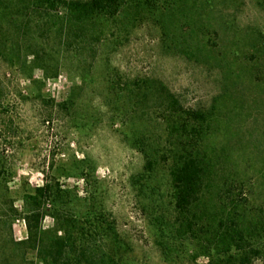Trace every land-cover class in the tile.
<instances>
[{
  "label": "trees",
  "instance_id": "trees-1",
  "mask_svg": "<svg viewBox=\"0 0 264 264\" xmlns=\"http://www.w3.org/2000/svg\"><path fill=\"white\" fill-rule=\"evenodd\" d=\"M229 1L0 0V26L17 24L22 59L16 64L28 79L38 70L56 77L67 58L93 67L102 42L110 36L120 40V25L134 30L151 19L167 52L226 70L223 92L208 108L185 107L164 82L148 77L131 80L113 105L114 119L135 118L125 134L145 162L135 184L147 201L156 245L167 264H195L202 257L208 264H264V170L251 179L231 152L232 140L243 138L233 121L242 113L230 110L242 80L232 76L242 59H234L237 53L231 51L216 55V43L204 34L206 9ZM194 33L200 34L196 43L189 40ZM244 44L238 40L237 47ZM218 135L225 143L217 142ZM8 174L0 159V198L9 209L0 220V264H121L124 244L114 222L102 214L93 222L78 218L59 183L23 189L22 213L3 183ZM47 214L55 220L51 230L43 227ZM19 217L27 229L21 241L13 231ZM106 241L110 252L101 249Z\"/></svg>",
  "mask_w": 264,
  "mask_h": 264
},
{
  "label": "rangeland",
  "instance_id": "rangeland-1",
  "mask_svg": "<svg viewBox=\"0 0 264 264\" xmlns=\"http://www.w3.org/2000/svg\"><path fill=\"white\" fill-rule=\"evenodd\" d=\"M229 2L206 9L203 33L209 43H216V55L231 51L237 53L234 59H242L243 66L232 76L242 80L236 87L237 105L230 110L242 113L233 121L243 138L232 140L231 152L236 151L240 170L254 179L264 170V0ZM9 24L0 26V159L9 172L3 183L16 207L26 212L23 189L59 183L78 218L93 222L102 214L115 223L124 244L119 263L167 264L156 245L147 201L135 184L145 164L125 138L135 118L114 119L113 105L131 80L148 77L164 82L185 107L208 108L223 92L226 70L167 52L161 30L151 19L134 30L131 24L120 25V40H104L93 67L67 58L56 77L38 70L32 80L16 64L22 59L16 48L17 24ZM199 37L194 33L189 40L196 43ZM238 40L245 43L243 48L237 47ZM69 100L73 104L61 106ZM218 136L217 142L225 143L224 136ZM162 177L159 173L158 180ZM8 211L0 198V220ZM54 226L47 214L44 229ZM13 231L16 240L27 238L21 217ZM100 245L110 252V242ZM29 259L37 262L35 254ZM195 264H208V259Z\"/></svg>",
  "mask_w": 264,
  "mask_h": 264
}]
</instances>
